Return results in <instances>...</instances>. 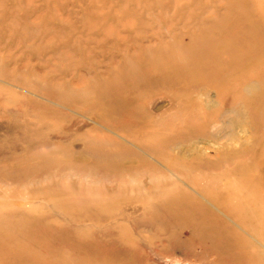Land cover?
<instances>
[{"label": "rangeland", "instance_id": "374dc122", "mask_svg": "<svg viewBox=\"0 0 264 264\" xmlns=\"http://www.w3.org/2000/svg\"><path fill=\"white\" fill-rule=\"evenodd\" d=\"M0 106V264H264V0H0Z\"/></svg>", "mask_w": 264, "mask_h": 264}, {"label": "bare ground", "instance_id": "6f19581e", "mask_svg": "<svg viewBox=\"0 0 264 264\" xmlns=\"http://www.w3.org/2000/svg\"><path fill=\"white\" fill-rule=\"evenodd\" d=\"M4 115H6L5 110L0 106V121L4 118Z\"/></svg>", "mask_w": 264, "mask_h": 264}]
</instances>
